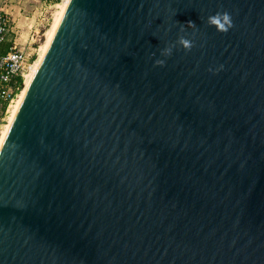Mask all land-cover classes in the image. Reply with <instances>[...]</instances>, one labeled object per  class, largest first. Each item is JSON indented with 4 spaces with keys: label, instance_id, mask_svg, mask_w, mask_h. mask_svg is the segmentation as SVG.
<instances>
[{
    "label": "water",
    "instance_id": "95a60500",
    "mask_svg": "<svg viewBox=\"0 0 264 264\" xmlns=\"http://www.w3.org/2000/svg\"><path fill=\"white\" fill-rule=\"evenodd\" d=\"M0 264H264V0H68L0 145Z\"/></svg>",
    "mask_w": 264,
    "mask_h": 264
},
{
    "label": "built area",
    "instance_id": "2783aa9c",
    "mask_svg": "<svg viewBox=\"0 0 264 264\" xmlns=\"http://www.w3.org/2000/svg\"><path fill=\"white\" fill-rule=\"evenodd\" d=\"M63 0H37L41 4L40 13L42 20H47L43 14L45 6L50 3H58ZM36 35L38 31H34ZM15 30L11 16L2 7H0V47L7 45V50L0 53V100L7 105L11 104L20 90L18 79L23 82L24 74L30 70V66L34 62L31 60L33 56L30 53L24 52L17 46L14 36ZM34 35V34H32Z\"/></svg>",
    "mask_w": 264,
    "mask_h": 264
},
{
    "label": "rangeland",
    "instance_id": "374dc122",
    "mask_svg": "<svg viewBox=\"0 0 264 264\" xmlns=\"http://www.w3.org/2000/svg\"><path fill=\"white\" fill-rule=\"evenodd\" d=\"M63 2L64 0L58 3H50L49 6H45L43 14L47 18V20L41 19L42 15L40 13V9L38 10V14L27 13L26 16L22 14V16L29 17V19H25L24 17L21 18L19 22L20 25L15 29L14 39L15 42H17L18 47H20L24 52L30 53L31 56H33L31 60L35 61L38 58L39 54L41 53L44 44L47 41L52 31L57 14L60 12ZM34 3L36 2L32 0L31 5ZM21 11L24 10L22 9ZM32 15L34 16L32 17ZM34 31H38L39 34L36 35ZM3 49L7 50V45L3 46L0 49V53L2 52ZM30 70L25 73L26 75L23 77L22 85H20L19 87L20 90L17 92V96L14 98V100L19 97V95L22 93L23 89L25 88L27 81L29 79V75H27V73H29ZM10 105L11 104L9 105L6 104V106L3 107V101L0 100V139L2 132L4 130L3 128L7 123L11 113L10 110H8Z\"/></svg>",
    "mask_w": 264,
    "mask_h": 264
},
{
    "label": "clouds",
    "instance_id": "9594fccd",
    "mask_svg": "<svg viewBox=\"0 0 264 264\" xmlns=\"http://www.w3.org/2000/svg\"><path fill=\"white\" fill-rule=\"evenodd\" d=\"M232 18L228 12H217L213 15L207 17V24L210 26H214L217 31L227 32L232 27ZM188 24L193 28L196 27L194 22L189 21ZM184 49L191 50L193 46V42L184 36H180L177 41ZM172 53V46L166 47L162 50V55L168 56ZM155 63L157 65H163L165 63L164 60H156Z\"/></svg>",
    "mask_w": 264,
    "mask_h": 264
},
{
    "label": "crops",
    "instance_id": "0c3cea01",
    "mask_svg": "<svg viewBox=\"0 0 264 264\" xmlns=\"http://www.w3.org/2000/svg\"><path fill=\"white\" fill-rule=\"evenodd\" d=\"M33 1L36 3L31 5L32 0H0V7H2V9L8 12L11 16L14 30L20 25L19 22L21 18L24 17L25 19H29V17H25L27 13L38 14L41 4L37 2V0ZM22 9L24 11H21ZM22 14L25 16H22ZM33 16L34 15H32V17Z\"/></svg>",
    "mask_w": 264,
    "mask_h": 264
},
{
    "label": "bare ground",
    "instance_id": "6f19581e",
    "mask_svg": "<svg viewBox=\"0 0 264 264\" xmlns=\"http://www.w3.org/2000/svg\"><path fill=\"white\" fill-rule=\"evenodd\" d=\"M67 1H68V0H64L63 5H62V7H61V10H60V12L57 14V17H56V20H55V24H54V26H53V28H52V31H51V33H50V35H49L47 41L45 42L44 47H43L41 53L39 54L38 58L32 63V66H31V68H30V69H31L30 72L27 73V75H29V79H28V81H27V84H26L25 88L23 89V91H22V93L19 95V97H18L17 99H15V100L11 103V105L9 106V108H8V110H10L11 113H10V116H9V119H8L7 123L5 124V126H4V128H3L4 130H3L2 135H1L0 145H1V143H2V140H3L4 136H5V133H6L7 129H8V127H9V124H10V122H11V119H12V117H13V115H14V113H15V111H16V109H17V107H18V105H19V103H20V101H21V99H22V97H23V94H24V92H25V90H26L28 84H29V81H30V79H31V77H32V75H33V73H34V71H35V69H36V67H37V65H38V63H39V60H40V58H41V56H42V54H43V52H44L46 46H47V43H48L49 39L51 38V36H52V34H53V31H54V29H55V27H56V25H57V23H58V20H59V18H60V16H61L62 12H63V10H64V7H65ZM25 75H26V74H24V76H25Z\"/></svg>",
    "mask_w": 264,
    "mask_h": 264
},
{
    "label": "trees",
    "instance_id": "16d2710c",
    "mask_svg": "<svg viewBox=\"0 0 264 264\" xmlns=\"http://www.w3.org/2000/svg\"><path fill=\"white\" fill-rule=\"evenodd\" d=\"M1 48H2V47H0V49H1ZM2 52H5V50L3 49ZM2 52H1V53H2ZM18 83H19L20 85H22V79H21V78L18 79ZM4 106H6V103H5V102L3 103V107H4Z\"/></svg>",
    "mask_w": 264,
    "mask_h": 264
}]
</instances>
